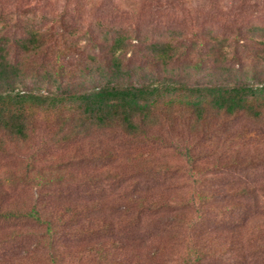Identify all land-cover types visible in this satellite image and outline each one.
Returning <instances> with one entry per match:
<instances>
[{
  "label": "rangeland",
  "instance_id": "1",
  "mask_svg": "<svg viewBox=\"0 0 264 264\" xmlns=\"http://www.w3.org/2000/svg\"><path fill=\"white\" fill-rule=\"evenodd\" d=\"M30 37L31 57L20 51ZM117 39L121 84H264V0H0V43L24 94L68 99L107 82ZM67 115L40 117L0 154V180L15 184L0 204L48 198L64 222L54 240L0 222V264H264V126L213 115L199 132L160 116L155 144L109 158L111 133L89 126L59 143L77 124Z\"/></svg>",
  "mask_w": 264,
  "mask_h": 264
},
{
  "label": "trees",
  "instance_id": "2",
  "mask_svg": "<svg viewBox=\"0 0 264 264\" xmlns=\"http://www.w3.org/2000/svg\"><path fill=\"white\" fill-rule=\"evenodd\" d=\"M118 43L119 40H115L112 47L108 81L87 92L73 94L68 99L56 94L47 97L27 95L17 90L19 65L9 60L7 46L0 43V136H7L8 140L4 142L0 137V154L6 153L10 144L18 146L28 142L34 133L33 125H36L40 117L53 118L63 111L68 114L70 122L76 121L77 124L67 127V134L59 143L77 141L75 138L72 140L68 134L76 137L77 129L89 126L95 131L111 133L109 158H112L116 150H129L137 144H155L158 127L156 120L160 116L168 115L169 121H185L186 124L196 125L200 128L199 132L206 130L213 115L219 119L243 118L253 125L264 126V84L206 87L190 86L177 81L148 86L121 84L118 81L126 72L122 69L120 58L115 55ZM20 47V51L23 50L22 53L30 57L39 48L34 37L29 38L28 44L22 42ZM166 53L167 50H164L163 54ZM72 99L76 101V107L72 103L66 105ZM29 100L42 101L44 105L37 109L39 111H30L24 107V103ZM182 159L190 166L195 163L192 154H183ZM13 174L11 171V176L16 177ZM48 186L49 183L43 182L40 187ZM13 187L15 184L7 183V179L0 180V199L5 198ZM132 202L143 209V200L140 198ZM52 203L48 198L39 196L33 200V204L25 207L2 205L4 202H1L0 222L12 227L20 223L23 227L31 225L38 229L44 228L47 231L45 237L54 240V231L56 233V229L64 222L62 215L50 212Z\"/></svg>",
  "mask_w": 264,
  "mask_h": 264
}]
</instances>
